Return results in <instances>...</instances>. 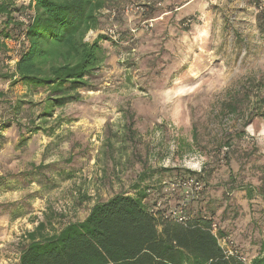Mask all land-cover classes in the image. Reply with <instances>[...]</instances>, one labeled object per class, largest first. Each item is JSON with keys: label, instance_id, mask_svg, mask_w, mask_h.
<instances>
[{"label": "rangeland", "instance_id": "374dc122", "mask_svg": "<svg viewBox=\"0 0 264 264\" xmlns=\"http://www.w3.org/2000/svg\"><path fill=\"white\" fill-rule=\"evenodd\" d=\"M147 1L151 6L155 3L154 8L158 9L164 3V0H105L102 8L112 7L117 15L108 22L98 11L99 28L91 29L92 34L88 31L85 41L103 35V22L114 25L120 33L118 27L124 20L133 23L138 16L125 12V7ZM167 3L174 10L194 12L199 16L197 25L187 30V22L180 24L169 19L167 9L155 17L147 14L140 22L155 18V25H162L148 31L143 29L147 32L142 35L143 43L137 40V32L131 30L124 36L120 33L113 42L101 39L104 59L91 80L93 88L80 89L79 101L54 111V117L59 115L61 120L54 135L43 130L20 135L12 122L0 131L6 137L0 139V177H3L0 264L17 263L23 234L39 220L48 221L49 229H58L69 221L83 219L97 200L128 191L135 170L141 166L170 168L183 175L171 177L169 172H164L162 194L151 190L146 201L154 209H164L165 217L184 220L193 215L191 209L205 206L211 197L208 191L214 186L220 194V183L227 177L229 167L242 185L255 182L264 172V115L246 120L252 102L264 99V36L256 27L257 4L250 0H167ZM8 43L13 52L17 47L14 40ZM149 51H154L151 58L140 61L141 53ZM3 91L1 123L13 119L23 125L26 120L23 114L34 116L40 112L41 106L30 107L23 101L39 102L45 94L43 88L29 90L22 83H6ZM15 101H21L16 114L8 109V103ZM228 103L236 111H229ZM259 111L264 112V105ZM130 113H133V128L138 132L133 144L122 141L125 115ZM193 120L197 121L202 143L206 145L204 149L191 141ZM52 124L48 120L45 128ZM228 134L233 136L238 149L226 166L223 160L216 161L212 147L222 135ZM252 147L255 150L247 160L246 153ZM226 149L222 147L219 159ZM205 163L211 167L207 179L203 173ZM39 164L54 165L57 170L64 168L72 171L73 176L65 180L57 178V186L47 191L45 184L33 179L30 182L22 175L32 165ZM40 175L32 174L28 178ZM187 175L192 179L186 181ZM195 176H203L206 187L202 179L195 181ZM229 198L232 207L228 215L220 222L213 220L212 228L219 244L233 249V241L227 236L229 231L237 233L238 228L250 225L256 211L264 209V197L254 193L247 199L245 192L239 190L233 191ZM199 199L202 202L198 206ZM225 203L218 205V214ZM11 211L19 216L12 218ZM232 211L239 216L232 219ZM263 217L259 233L256 229L257 239H263L260 232ZM220 229L226 234L220 235ZM254 249L251 256L258 253L257 246Z\"/></svg>", "mask_w": 264, "mask_h": 264}, {"label": "trees", "instance_id": "16d2710c", "mask_svg": "<svg viewBox=\"0 0 264 264\" xmlns=\"http://www.w3.org/2000/svg\"><path fill=\"white\" fill-rule=\"evenodd\" d=\"M250 1H255L258 6L256 27L264 36V0ZM104 4L105 0H31L22 5L16 4L14 0H0V99L4 98L3 87L6 83H22L26 89L43 88L45 91L44 97L37 103L23 101V104L28 103L30 107L41 106L40 112L34 116L27 112L23 114L26 118L23 125L13 119L5 123L0 120V131L10 127L12 122L20 135L35 134L43 130L52 136L61 123L59 115L54 117V111L68 103L79 101L80 89L93 88L91 80L96 77L95 74L104 59V49L100 41L103 38L112 42L113 40L105 34L97 35L92 41H85L84 38L90 29L99 28L98 11ZM154 6L155 3L149 5L148 10L138 15L133 23H126L124 20L118 27L121 35L129 34L131 29H135L137 40L143 43L142 35L147 32L140 27V20L147 14L155 17L164 9L169 12V19L180 24L187 22V30L197 25L199 20V16L194 12L189 13L181 8L174 10L167 0H164L160 9ZM30 10L28 24L20 23L19 13ZM103 23L104 28H101L105 29L109 24L107 21V24ZM160 25L162 23H156L155 27ZM22 33L24 40L15 49L16 60L11 65L7 64L6 61L11 58L8 42H16ZM152 53L154 51L141 53L139 60H149ZM263 105V98L253 101L246 120L251 121L254 116L264 115V112L259 111ZM226 106L229 111H236L230 103ZM20 107L21 101L8 103V109L15 114ZM125 118L126 137L124 136L122 141L133 144L138 134L133 128V113L125 115ZM50 119L53 124L45 128ZM199 133L197 121L193 120L191 141L204 149L206 145L202 143ZM232 137L231 134L222 135L212 147L216 161L223 160L226 166H229L238 149L233 144ZM0 139L5 140L6 137L0 133ZM107 143L111 148L112 142L109 140ZM222 147L227 149L219 159L218 154ZM254 150L252 147L246 153L247 160L251 158ZM109 151L111 153L112 149ZM173 170L141 166L135 170L128 191L117 192L105 200H97L83 219L69 221L58 229H49L48 221L39 220L32 229L23 234L16 264H244L237 256L224 252L218 242V236L213 233V220L218 219L220 222L224 219L223 216L228 215V209L232 207V199L229 197L233 191L243 190L247 199H251L254 193L264 197V172L255 182L242 185L237 183L236 176L229 167L227 177L220 183V194H217L214 186L208 191L211 197L205 206L200 207L202 199L197 200L199 207L191 209L193 215L182 222L165 217L164 209H154L152 204L146 201L151 190L162 194L161 179L164 172H169L171 177L183 176ZM203 171L207 179L211 174V167L209 169L206 165ZM32 174L42 175L38 178H28ZM72 174V171H66L64 168L57 170L54 165L39 164L32 165L31 170L22 175L30 182L35 180L40 185L45 184V190L49 191L57 186V178L69 179ZM202 177L195 176L194 180L199 182L198 179ZM1 178L3 177H0L3 181ZM185 178L186 181L192 179L189 175ZM212 201L218 204L211 205ZM223 201L226 203L218 214L216 209ZM10 208L7 207L6 212ZM11 212L12 218L19 216L14 211ZM256 212L258 213L250 225L243 229L237 227V233L230 230L231 237L227 236L233 241V249L243 254L251 256L257 246L258 253L251 256V264H264V238H256V229L258 227L259 233L264 209L260 208ZM231 216L235 219L239 214L232 211ZM222 230L220 229L219 234H226V231Z\"/></svg>", "mask_w": 264, "mask_h": 264}, {"label": "built area", "instance_id": "2783aa9c", "mask_svg": "<svg viewBox=\"0 0 264 264\" xmlns=\"http://www.w3.org/2000/svg\"><path fill=\"white\" fill-rule=\"evenodd\" d=\"M16 4H28L31 0H14ZM160 5V3H157ZM150 5L149 1L147 2H137V3H130L129 5H127L124 9L125 12H129L131 14H136V15H140L141 13L145 12L147 10V7ZM99 12L101 14H103L108 22H112L116 15H117V11L112 8V7H109V8H101L99 10ZM30 17H31V10L28 12H20L19 15H18V21L22 24H28L29 20H30ZM155 18H148V19H144L142 20V22H140V27L145 29V30H151L154 26H155ZM103 31V34L107 35L108 37L112 38L113 40H117L119 37H120V33L119 31L117 30V28L110 24L108 25ZM131 31H135V29H131ZM89 34H92V30L90 29L89 30ZM24 40V34H20L17 38V41L15 42L14 41V45L18 46L21 42H23ZM85 40V38H84ZM10 41H13V40H10ZM15 53H16V50H14L13 52L10 51V54H11V58L9 60L6 61L7 64H13V62L16 60V57H15ZM14 54V55H13ZM173 219H176L178 221H184L183 217H175V216H172ZM261 235L263 236L264 238V224L261 226ZM229 242V241H228ZM222 246V245H221ZM224 252L227 254V255H235L237 256L244 264H251V259L250 257H248L246 254H243L241 252H239V250L237 249H232V248H229V249H226L222 246Z\"/></svg>", "mask_w": 264, "mask_h": 264}]
</instances>
